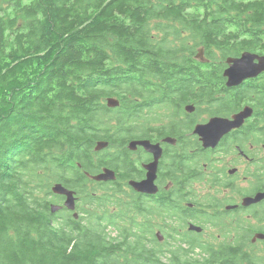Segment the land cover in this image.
<instances>
[{
    "label": "trees",
    "instance_id": "obj_1",
    "mask_svg": "<svg viewBox=\"0 0 264 264\" xmlns=\"http://www.w3.org/2000/svg\"><path fill=\"white\" fill-rule=\"evenodd\" d=\"M194 3L205 14L211 5L227 7L231 36L206 15L195 18ZM243 16L264 32V0H0V264H264V254L246 249V236L216 245L184 233L183 210L166 197L137 200L133 215L126 201L100 211L105 200L95 193L87 200L95 207L86 204L78 220L50 212L61 199L50 192L55 183L84 198L88 183L105 190L85 176L95 173L96 142L122 141L129 119L139 122L145 109L183 93L206 100L223 85L219 76L174 67L199 47L252 49L256 35L233 40L247 30L235 25ZM113 96L117 109L104 103ZM108 191L114 203L126 195ZM155 221L168 245L154 236Z\"/></svg>",
    "mask_w": 264,
    "mask_h": 264
},
{
    "label": "flooded vegetation",
    "instance_id": "obj_2",
    "mask_svg": "<svg viewBox=\"0 0 264 264\" xmlns=\"http://www.w3.org/2000/svg\"><path fill=\"white\" fill-rule=\"evenodd\" d=\"M220 8L224 11L222 14L218 13ZM199 9L196 3L191 7L195 18L199 16L202 19L206 15L208 23L221 25V32L227 27L221 35L231 36L233 30L223 20L228 17L227 7L211 5L206 14L199 12ZM246 13L250 15L249 11ZM235 25L247 26L245 32L233 35V40L238 43L250 42L254 39L251 36L256 35L252 49L235 47L236 51L228 54L218 50L207 53L203 47H199L188 61H183L185 65L174 67L176 73L221 77L223 85L208 99L204 100L195 93H183L178 95L183 98L181 101L164 103L155 110L145 109L139 122L129 119L122 141H119L120 136L114 135L111 142L104 141L108 143L107 148L95 152V173L92 176L102 175L104 169H108L114 177L95 181L87 173L85 176L99 187L124 189L131 215L135 213L131 206L137 200L141 199L147 205L151 200L160 203L166 197L179 203L185 229L190 234L199 236L205 232V228H220L219 237L241 236L245 231V217L255 219L258 225L257 228H246L250 234H264V198L244 205L245 199H253L264 193V70L256 77L231 87L226 86L227 79L223 76L229 67L228 59H239L243 53L264 56V36H261L264 32L259 22L251 21L250 16H243ZM217 33L218 30H215L213 35ZM200 50L205 62L197 59ZM212 119H222L233 125L228 123L223 127L208 128L211 141L203 147L201 137L195 130ZM143 182L152 183L156 193L136 191L133 184ZM197 187L207 189L201 194ZM60 198L59 206H62L65 198ZM77 202L78 196L74 211L65 208L59 211L65 210L72 217L77 214L78 218H73L78 220L85 215L82 210L86 209L85 206L77 207ZM229 220L232 222H226ZM189 225H195L202 231H190ZM252 238L251 245L256 242L264 245V240L252 242Z\"/></svg>",
    "mask_w": 264,
    "mask_h": 264
},
{
    "label": "water",
    "instance_id": "obj_3",
    "mask_svg": "<svg viewBox=\"0 0 264 264\" xmlns=\"http://www.w3.org/2000/svg\"><path fill=\"white\" fill-rule=\"evenodd\" d=\"M203 52L202 50L198 51L197 59L201 62H205L203 60ZM256 61V62H255ZM227 63L229 67L225 70L223 76L227 79L226 86H237L242 81L248 78H253L259 75L264 70V56H257L250 53H243L239 59H228ZM120 105L119 100L114 99L112 97H109L106 99V106L110 109L117 108ZM241 116V115H240ZM239 116V117H240ZM237 118V117H236ZM230 124V122L222 120V119H212L210 122L204 126H199L196 128L195 132L200 135L201 141L203 143V147H206L209 145L211 139L208 136V128L210 127H223L224 124ZM233 123L230 124L232 126ZM141 144L145 145V142H142ZM108 143L104 141H98L95 143L94 146V152H99L105 148H107ZM113 173L108 170L104 169L102 175L98 176H91L90 178L95 181H102V180H111L113 178ZM136 191L141 193H148V194H155L156 188L151 185H149L146 182L139 183V184H133ZM51 194L55 196L64 197V203L62 206L59 205H50V212L52 214L59 211L61 208H65L68 211H74L75 209V200H76V193L73 190H70L66 188L62 183H55L50 188ZM264 198V193L256 195L253 199H245L244 205L253 204L260 199ZM73 217L75 219L78 218L77 214H74ZM188 229L190 231H197L201 232L202 229L195 226V225H189ZM156 239L160 242L162 241L163 237L160 232L155 233ZM255 240H264V234H256L252 238V242H255Z\"/></svg>",
    "mask_w": 264,
    "mask_h": 264
},
{
    "label": "rangeland",
    "instance_id": "obj_4",
    "mask_svg": "<svg viewBox=\"0 0 264 264\" xmlns=\"http://www.w3.org/2000/svg\"><path fill=\"white\" fill-rule=\"evenodd\" d=\"M156 33L157 34H160L159 32H156ZM112 98L119 100L118 97H116V96H113ZM104 103L106 105V100L104 101ZM93 153H95L94 150H93ZM101 188H103V187H101ZM86 189H87V191L85 193L86 198H84V196L82 197L81 195H75V197L78 196V199H79V203L77 202L76 206L79 207V208H82L83 205H85V209L87 211L89 210V206L95 207V204L89 205L87 203V200H89L88 197L92 193H95V196H93V197H95V198H101V199H104L105 200V206H103L102 208H100L99 209L100 211H103L104 210V211H108V213H109V212L113 211V208L114 207L116 208L117 206L118 207H121L122 205H124L125 204V201H126V203L129 204V202H128L127 198H126V195H123V194L120 197H118V201L116 203L111 202L112 201V197L114 198L115 195L112 196V193L108 191V189H110L109 187H104L103 189H105V190L103 191L102 189L96 188L95 185H93L91 183H88L86 185ZM197 189L199 191H201V194H202L204 191H206L207 187L206 188L197 187ZM221 197H222V195H220V198ZM48 199H51L52 201L53 200H56V199H54L52 197H48ZM52 204H54V205H61V202L59 203V201H55ZM86 204H88L89 206L86 205ZM78 213H81V211H78ZM83 216H85V215H83ZM245 221H246L245 231H242L241 236H236V237L228 236V237H224V235H223V236L219 237L218 234H221L220 228H218V229H215V228H205V232L202 234V239L205 242H209V243H213V244H216L217 245V244H219L222 241H224V242H235L236 239L239 240V241L240 240L243 241L244 240L243 236H246L247 237V240H248L247 244L249 245L251 238L254 237V236H253V234H250L247 231L246 228H248V227L257 228L258 225H257L255 219H247L245 217ZM83 222H85V221H83ZM226 222H232V221L229 220V221H226ZM159 226H161V223L158 222V221H155V225L153 227V234H154V236H155V233H157L158 231H161L162 237L164 236L165 239H166L167 238V231L165 229L159 228ZM107 231L109 233H111V236H114L115 231L113 229H108ZM185 231H187L186 229H184V233L187 234L188 232H185ZM230 238H232V240ZM165 239L163 238L162 241H160V242L158 241V242L159 243H164V245H166L167 242H166ZM255 242H256V240H255ZM168 243H172V242H168ZM246 249L250 253L256 254L258 256L264 254V245L262 243H260V242H256L252 246H250V247L248 246Z\"/></svg>",
    "mask_w": 264,
    "mask_h": 264
},
{
    "label": "bare ground",
    "instance_id": "obj_5",
    "mask_svg": "<svg viewBox=\"0 0 264 264\" xmlns=\"http://www.w3.org/2000/svg\"><path fill=\"white\" fill-rule=\"evenodd\" d=\"M259 4V3H258ZM259 11V10H258ZM260 18V17H259ZM259 28V27H258ZM255 30V29H254ZM255 31H257V30H255ZM39 65V64H38ZM37 66V65H36ZM44 66V65H43ZM39 68V67H38ZM37 70V69H36ZM35 70V71H36ZM238 91V90H237ZM212 109V108H211ZM257 122V121H256ZM256 128V127H255ZM259 140V139H258ZM201 179V178H200ZM186 195V194H185ZM208 206V205H207ZM200 207V206H199ZM107 235V234H106ZM105 236V235H104ZM110 237V236H109ZM119 237V236H118ZM99 240V239H98ZM152 240V239H151ZM119 242V241H118ZM91 243V242H90ZM115 243V242H114ZM140 243V242H139ZM185 243V242H184ZM88 244V243H87ZM152 244V243H151ZM95 245V244H94ZM99 245V244H98ZM103 246V245H102ZM93 252V251H92ZM191 252V251H190ZM94 253V252H93ZM92 253V254H93ZM102 253H104L103 251H102ZM187 254V253H186ZM96 261V260H95Z\"/></svg>",
    "mask_w": 264,
    "mask_h": 264
}]
</instances>
